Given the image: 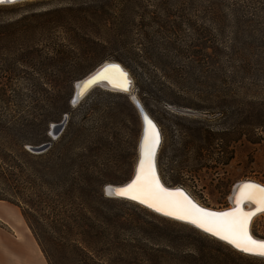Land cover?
<instances>
[{
	"label": "rangeland",
	"instance_id": "obj_1",
	"mask_svg": "<svg viewBox=\"0 0 264 264\" xmlns=\"http://www.w3.org/2000/svg\"><path fill=\"white\" fill-rule=\"evenodd\" d=\"M211 1L222 2L220 15L210 13ZM233 2L249 5L248 0L2 3L0 23H13L7 30L17 32H3L7 41L0 42V82L10 85L9 96L0 99V110L30 116L52 110L64 101V63L49 57L54 53L52 48L63 47L70 55L68 59L82 66L69 90L70 110L51 124L65 120L62 131L72 140L70 149L77 161L73 175L103 179L101 189L91 187L87 194L75 191L64 200L82 206L100 223H105V215L88 211L90 206L121 221L193 232L204 244L241 264H264V257L242 252L191 224L105 192L107 184L125 183L133 175L142 121L137 102L160 128L157 166L166 185L183 187L199 203L221 209L231 205V191L241 179L264 184V62L252 64V73L243 77L232 72L225 46L236 22L230 9ZM263 5L264 0H254L252 8L245 10ZM256 26L264 28V21L259 20ZM107 60L119 61L129 70L131 90L121 93L96 86L73 105L75 82ZM151 79L164 94L146 92L143 86ZM49 130L48 140H55ZM43 143L49 141L35 146ZM45 191L54 198L57 189ZM0 208L9 209L10 216L5 217L10 226L36 247L43 264H49L23 207L0 200ZM47 213L55 218L50 207ZM253 221V232L264 238V211ZM47 235L60 239L69 233L47 226ZM60 264L74 263L64 258Z\"/></svg>",
	"mask_w": 264,
	"mask_h": 264
},
{
	"label": "trees",
	"instance_id": "obj_2",
	"mask_svg": "<svg viewBox=\"0 0 264 264\" xmlns=\"http://www.w3.org/2000/svg\"><path fill=\"white\" fill-rule=\"evenodd\" d=\"M248 3L230 5L236 22L231 40L225 46L232 72L242 77L252 73V64L264 62V28L256 26L259 20L264 21V5L262 8L254 6L248 12L245 9L252 8L254 0ZM222 6V2L211 1L208 9L211 14L220 15ZM12 25L0 23V42L7 41L3 32H17V29L7 30ZM52 49L54 53L49 57L63 62L67 75L62 80L67 89L61 94L64 101L54 105L52 110L30 116L0 110V200L23 207L24 217L49 264H60V259L64 258L74 264H241L227 253L204 244L193 232L121 221L116 215L90 206L88 211L105 215V223H100L92 220L82 206L64 200L75 191L87 194L91 187L101 189L103 179L89 174L73 175L77 161L70 149L72 140L66 138L64 131L55 140H48L51 122L59 121L62 114L70 110L69 90L82 66L77 60L68 59L70 55L63 47ZM19 59L23 60L16 58ZM155 84L151 79L143 87L150 95H157L156 91L164 94L163 88ZM9 87L8 82H0L1 100L9 96ZM45 139L50 147L40 154L26 147ZM47 188L57 189L58 199L47 194ZM60 204L68 207L63 209ZM48 207L55 218L47 215ZM47 226L69 235L60 239L47 235Z\"/></svg>",
	"mask_w": 264,
	"mask_h": 264
},
{
	"label": "snow or ice",
	"instance_id": "obj_3",
	"mask_svg": "<svg viewBox=\"0 0 264 264\" xmlns=\"http://www.w3.org/2000/svg\"><path fill=\"white\" fill-rule=\"evenodd\" d=\"M5 0H0V3ZM11 2V0H9ZM112 68L119 66L113 65ZM126 73L120 72L122 80L121 86L126 90ZM91 81H86L83 89H86ZM154 146L158 143V133L155 126L148 122L146 128V144ZM151 147L149 148V155ZM255 191H251V190ZM116 194L125 195L134 200H140L142 203H148L149 206L156 207L157 211H164L167 215H176L180 219H188L191 223L211 232L220 239L226 240L241 251L264 257V239H254L249 233L250 218L253 215L251 211H244L239 205L246 199L254 200L261 210H264V187L255 185L252 182H246L241 186L240 193L237 196V207L228 212L210 213L203 209L196 208L190 200L184 197L178 200L175 196H183L182 193H171L164 189L155 175L154 167L151 162L147 165L141 161L140 172L136 179L123 188L115 189Z\"/></svg>",
	"mask_w": 264,
	"mask_h": 264
},
{
	"label": "bare ground",
	"instance_id": "obj_4",
	"mask_svg": "<svg viewBox=\"0 0 264 264\" xmlns=\"http://www.w3.org/2000/svg\"><path fill=\"white\" fill-rule=\"evenodd\" d=\"M17 1H19V0H16V1H13V2H17ZM12 2V3H13ZM4 3H9V2H3V4ZM0 4H2V3H0ZM115 61V60H114ZM113 60H107V61H105V62H114ZM116 62H119V61H116ZM101 65V64H100ZM122 66H124V65H122ZM120 67V66H119ZM124 70H126V90H125V87H122L121 86V83H120V81L122 80V78H121V76H120V72H123V73H125L124 72ZM93 71H95V69L93 70ZM89 74V73H88ZM87 74V75H88ZM86 75V76H87ZM82 78H80V80H81ZM100 79H102V80H104L103 82H100V83H98L97 85H95V86H92L89 90H91V89H93L94 87H96V86H99V87H102L103 89H106V90H111V91H116V92H121V93H127L128 91H130L131 90V87L133 86L132 84H133V78H132V75L130 74V72H129V70L125 67L124 69L122 68V67H120V68H112V67H108V68H106L102 73H100L98 76H96L95 78H93L92 80H90L91 81V83L87 86V88L88 87H90L91 85H93L92 83H95V81H97V80H100ZM78 81V80H77ZM130 82V83H129ZM80 83H81V81L79 82V85H80ZM79 85H78V88H79ZM131 85V86H130ZM128 86L130 87L129 89L130 90H128ZM86 88V89H87ZM81 92H83V91H85V89H83V85H82V87H81ZM88 90V91H89ZM87 91V92H88ZM87 92L85 93V94H83V96H81L82 98L87 94ZM73 97V96H72ZM82 98H80V100L82 99ZM79 100V101H80ZM78 101V102H79ZM77 102V103H78ZM77 103H75V104H77ZM74 105V104H73ZM151 122L152 123V125H154L155 126V124L151 121V119L150 118H148L147 116H145L144 118H142V121H141V133H140V138H139V142H138V153H137V159H136V163H135V167H134V172H133V175H132V177L130 178V179H132L133 178V176L136 174V177H137V175H138V173L140 172V167H141V161L143 160V161H145V164L147 165V163L148 162H151V164L153 165V167H154V153L157 151V149H159V147H161V143H162V136H161V132L158 130V128L155 126V131L158 133V143H156L154 146H151L150 145V143H147L146 144V128L148 127V122ZM151 147V153H150V155H149V148ZM138 164V165H137ZM154 171H155V175H156V169H155V167H154ZM136 177H135V179H136ZM129 179V180H130ZM128 180V181H129ZM162 181H164V180H162ZM243 181V179H241L238 183H237V185H235V187H233V190L231 191V194H230V200H231V205L229 206V207H225V208H221V209H218V210H227V209H230L231 207H232V203H233V206L234 205H236V207H237V204H236V200H237V196H238V194L240 193V190H241V186L243 185V184H245V183H243V184H241L240 182H242ZM245 181H254V180H250V178H246L245 179ZM127 182V181H126ZM125 182V183H126ZM244 182V181H243ZM163 183H165V182H163ZM240 183V184H239ZM123 183H121V184H113V185H122ZM239 184V185H238ZM253 184H255V185H258V184H256V183H253ZM261 184V183H260ZM161 185V184H160ZM262 185H264V184H262ZM260 186V185H259ZM171 187V186H170ZM174 187V186H173ZM262 187V186H261ZM251 191H255L254 189L253 190H251ZM177 192H179V193H182V192H180V191H177ZM177 192H171V193H177ZM183 194V196H179V195H177V196H175V198L176 199H178V200H182L184 197H186L188 200H189V198L184 194V193H182ZM191 195V194H190ZM140 201V200H139ZM245 201H247V203H246V205H243L242 206V203L243 202H245ZM198 202V201H197ZM240 205H239V207L241 208V209H243L244 211H248V210H246V209H250V208H254L255 207V209H253V210H251V212H253V215H252V217L250 218V223H249V233H250V235L254 238V239H258V240H260V239H264V238H260V237H258L257 235H255V233L253 232V230H252V224H253V220H255L257 217H259V216H261L262 215V213L263 212H261V214H259L260 212H258V211H260L261 209H260V206L254 201V200H252V199H246V200H244ZM199 203V202H198ZM148 204V203H147ZM199 204H201V203H199ZM149 205V204H148ZM194 205V204H193ZM201 206H205V205H203V204H201ZM153 207V206H152ZM205 207H208V206H205ZM154 208H156V207H154ZM229 211V210H228ZM228 211H226V212H228ZM258 214V215H257ZM257 215V216H256ZM176 216V215H175ZM258 256V255H257Z\"/></svg>",
	"mask_w": 264,
	"mask_h": 264
},
{
	"label": "water",
	"instance_id": "obj_5",
	"mask_svg": "<svg viewBox=\"0 0 264 264\" xmlns=\"http://www.w3.org/2000/svg\"><path fill=\"white\" fill-rule=\"evenodd\" d=\"M13 1H16V0H11V2H13ZM5 2H9V0H5ZM113 65L120 66V67H122L123 69L125 68L124 66H122V64H121L120 62H116V61H114V62H103L101 65H99L97 68H95V71H91L87 76L85 75L84 77H82L81 80L78 79V81L75 82V89H74V92H73V97H72V99H71V103H72V104L77 103V102L80 100V98H82L81 96H83V94H85V93H86V92H87L92 86H95V85H97L98 83L103 82L104 80L100 79V80L95 81V83H92L93 85H91L90 87H88L87 89H85V91L81 92L80 89H81L82 85H84V83H85L86 81H90V80H92L93 78H95L96 76H98L100 73H102L106 68H108V67L110 68V67L113 66ZM120 67H118V68H120ZM124 72L127 73L126 70H124ZM80 81H81V83H80V85H79V82H80ZM129 83H130V82H129ZM78 85H79V88H78ZM130 86H131V85H130ZM129 88H130V87L128 86V90H130ZM137 105L139 106L140 113H141V117L144 118L145 116H147L148 118H150L151 121L155 124V126H156V127L158 128V130L160 131V128H159V126L157 125V123H156V122L150 117V115H148V114L146 113V111L144 110V108H143L138 102H137ZM188 111L190 112V110H188ZM64 124H65V120H63V121L60 122V123H52V124H51V128H50V130H49V134H50L51 136H53V138H57V137L61 134V132H62V130H63V126H64ZM49 145H50L49 143H43V144L38 145V146H31V145H29V146H28V149H29L31 152H33V153H37V154H38V153H42V152H44L45 150H47L48 147H49ZM157 153H158V149H157V151L154 153V162H155V163H154V167H155L156 172H157V173H156V176H157V178H158V180H159V183L161 184V186H162L164 189L168 190L169 192H177V191H180V192L184 193V194L189 198V200L192 202V204H194V205L196 206V208H198V209H203V210H205L206 212H210V213H223V212H226V211H228V210L230 211V210H232L233 208L236 207V205L233 206V203H232V207H231L230 209H227V210H218V209L211 208V207L201 206V204H199V203L194 199V197H192V195H190V193H189L185 188H183V187H179V186L170 187V186L166 185L165 183H163L164 181H162L163 179H162V177H161V175H160V172H159V170H158V166H157ZM137 165H138V164H137ZM135 177H136V174L133 176L132 179H130V180L127 181L126 183H123L122 185L107 184V185L105 186V192H106L109 196L120 197V198H125V199H129V200L135 201V202H137V203H139V204H141V205H143V206H145V207H147V208H149V209L155 211V212L158 213V214L164 215V216H166V217H169V218H172V219H175V220H179V221H181V222H185V223L191 224V225H193V226L199 228V229L202 230L203 232H205V233H207V234H209V235H211V236H213V237H215V238L220 239L218 236L213 235L211 232H209V231H205L203 228L198 227V226H197L196 224H194V223H191L190 220H188V219H180V218H177V216H175V215H167V214H165L164 211H157L156 208H154V207H152V206H149L147 203H142V202L139 201L138 199H137V200H134V199L129 198L128 196H125V195H118V194H116L115 189L123 188L124 186L130 184V183L135 179ZM246 182L256 183V184H258V185L264 187V185H262V184H260V183H258V182H256V181H244V182H241V184L246 183ZM246 203H247V201L243 202V203H242V206H243V205H246ZM253 209H255V207H254V208H250V209H246V210L251 211V210H253ZM263 211H264V210H260V211H258V212H263ZM220 240H223V239H220ZM257 240H258V239H257ZM223 241L227 242L226 240H223ZM227 243H228V242H227ZM229 244H230V243H229ZM230 245H232V244H230ZM232 246H233V245H232ZM233 247H234V246H233ZM234 248H236V247H234ZM236 249H238V248H236ZM238 250H240V249H238ZM240 251H241V250H240ZM242 252H243V251H242Z\"/></svg>",
	"mask_w": 264,
	"mask_h": 264
},
{
	"label": "crops",
	"instance_id": "obj_6",
	"mask_svg": "<svg viewBox=\"0 0 264 264\" xmlns=\"http://www.w3.org/2000/svg\"><path fill=\"white\" fill-rule=\"evenodd\" d=\"M5 216H10L9 209L0 208V264H43L36 247L28 242L21 231L10 226ZM36 245L39 249L37 241Z\"/></svg>",
	"mask_w": 264,
	"mask_h": 264
}]
</instances>
